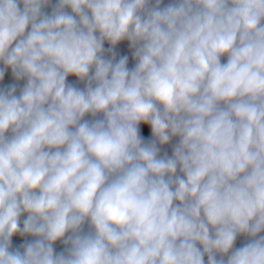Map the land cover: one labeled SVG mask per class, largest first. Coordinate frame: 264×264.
<instances>
[{"label": "clouds", "instance_id": "1", "mask_svg": "<svg viewBox=\"0 0 264 264\" xmlns=\"http://www.w3.org/2000/svg\"><path fill=\"white\" fill-rule=\"evenodd\" d=\"M0 264H264V0H0Z\"/></svg>", "mask_w": 264, "mask_h": 264}]
</instances>
